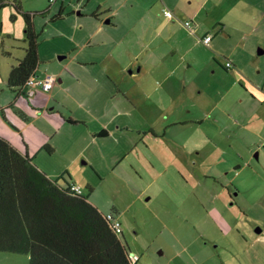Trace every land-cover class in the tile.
I'll return each mask as SVG.
<instances>
[{"label":"rangeland","instance_id":"374dc122","mask_svg":"<svg viewBox=\"0 0 264 264\" xmlns=\"http://www.w3.org/2000/svg\"><path fill=\"white\" fill-rule=\"evenodd\" d=\"M12 1L0 0L7 4L0 8V100L11 94L3 82L26 47L22 13L31 15L34 30L39 33L38 51L43 63L64 65L67 59L58 62L59 57L65 52L75 54L76 50L71 53L74 43L82 37L75 29L74 17L50 21L61 0L55 6H50L48 0H16L20 12L15 11ZM255 3L253 19L261 18L259 22H252L251 27L249 17L234 22L240 29L250 27L238 46L239 39L222 42L217 37L215 51L205 47L200 38L197 41V65L193 69L208 78L203 83L198 81L199 85L187 93L189 103L194 102L192 106L187 104L181 109L178 105L177 111H157L150 116L148 112L141 114L143 119L133 112L124 118L131 129L138 128L140 122L160 126L156 128L160 141H153L151 135L147 138L156 148L151 151L153 160L139 162L138 166L134 162V168L129 163L113 166L106 161L114 147L109 141L107 152L90 146L82 155L81 151L67 155L61 139L65 129L57 132L62 125H53L52 132L47 124L41 125V132L28 131L39 140V144L30 145L34 164L52 181L78 184L84 194L90 187V201L103 212L115 210L122 224L121 239L140 258L139 264H264V125L246 127L242 112L233 111L239 107L236 88L241 82L222 66L226 56L232 54L254 78L253 85L264 83V0ZM176 56L178 53H169L167 59L178 62ZM218 69L223 72L221 77ZM223 89L228 95L220 101ZM204 95H209L210 101ZM215 103L222 110H215L207 118L204 109ZM199 119H203L201 125L196 122ZM139 129L146 131L148 126ZM48 137L55 149L53 156L43 150ZM24 138L28 136L24 134ZM27 263L26 255L0 252V264Z\"/></svg>","mask_w":264,"mask_h":264},{"label":"crops","instance_id":"0c3cea01","mask_svg":"<svg viewBox=\"0 0 264 264\" xmlns=\"http://www.w3.org/2000/svg\"><path fill=\"white\" fill-rule=\"evenodd\" d=\"M72 1L61 0L51 17L61 14L57 21L64 20L66 16L74 17L75 29L82 33L81 41H75L71 51L76 50V53L70 55L65 52L67 56L59 57L62 61L67 59L64 65H54L43 63L38 51L40 62L36 72L54 74L56 82L53 87L47 92L30 89L17 91L7 87V80L3 82L11 94L0 100V117L8 125H3L0 120V137L30 157H34L30 145L39 144V140L28 131L35 129L41 132L44 124H47L51 132L53 125H62L58 134L65 129L61 139L67 155L79 151L82 155L90 146L99 152H107L110 142L114 147L113 153L105 156L107 164L116 166L129 163L134 168V162L138 166L139 162L153 160L155 157L151 151L156 148L147 138L151 135L153 141H160L156 132L160 126H154V122L146 125L138 120L139 127L131 129L124 118L133 112L139 113L143 119L142 115L148 112L151 113L147 116L168 109L177 111L178 105L184 109L191 103L187 97L190 89L195 84L199 85L198 81L203 83L208 78L193 69L197 65L194 50L199 38L203 43V39L209 36L211 41L208 45L203 44L215 51L217 37L222 42L230 38L237 42L239 39L236 43L238 46L249 33L251 23L261 19H253L252 10L257 9L255 0H75L71 4ZM57 2L50 6H55ZM49 10L48 7L46 12L49 13ZM164 10L170 11L172 17L167 18ZM242 17H249V28L235 26L234 22ZM184 21L190 22L191 30L184 27ZM169 53L173 56L178 53V62L169 61ZM227 62L231 64L230 69H225ZM222 66L231 71L238 83L241 82L239 88L234 87L239 107L233 111L242 112L246 127H262L264 83L253 85L254 78L244 71L232 54L226 56ZM219 71L221 75L218 77H221L223 72ZM227 95L228 91L223 89L218 100H224ZM209 97L203 96L206 100ZM168 102L174 104L171 106ZM190 108L186 110L187 114ZM221 108L216 103L208 106L204 109L205 116L210 118L209 115ZM224 113L230 115L227 111ZM196 122L201 125L203 119ZM180 124L176 123L175 126ZM142 125L148 126V129L141 131L139 128ZM24 134L28 139L24 138ZM18 138H21L24 147ZM86 140L88 144H84ZM185 144L188 145L186 140ZM44 146L43 150H47L48 156H53L55 149L50 145L49 137Z\"/></svg>","mask_w":264,"mask_h":264},{"label":"trees","instance_id":"16d2710c","mask_svg":"<svg viewBox=\"0 0 264 264\" xmlns=\"http://www.w3.org/2000/svg\"><path fill=\"white\" fill-rule=\"evenodd\" d=\"M5 5L0 2V8ZM12 6L20 12L18 1ZM22 17L24 55L7 76V87L17 91L29 90L26 81L40 62L39 33L30 14ZM60 18L58 14L50 21ZM73 185L52 181L32 157L0 137V252L26 255L27 264H139L140 258L121 239L123 231L117 234L112 227L109 216L121 224L117 212H103L90 201V187L86 194L81 188L75 193Z\"/></svg>","mask_w":264,"mask_h":264},{"label":"built area","instance_id":"2783aa9c","mask_svg":"<svg viewBox=\"0 0 264 264\" xmlns=\"http://www.w3.org/2000/svg\"><path fill=\"white\" fill-rule=\"evenodd\" d=\"M56 0H49V4H53ZM164 15L167 18H171L172 17V13L168 10H164ZM184 26L185 28L191 30V24L189 21H185L184 22ZM211 38L209 36L205 37L203 39V43L207 44L210 42ZM231 64L229 62L226 63V67H230ZM56 82V77L54 74L49 73V72H43V73H37L36 71H34L29 78L26 81V86L27 88H29L30 90H38V91H42V92H47L49 91L53 85ZM72 192L75 193H81L80 187L77 185H73L71 186L70 189ZM111 218V219H110ZM109 219L112 221V227L114 228L115 232L117 234H121L122 232V228H121V224L120 222L117 220V218L114 217H110Z\"/></svg>","mask_w":264,"mask_h":264},{"label":"water","instance_id":"95a60500","mask_svg":"<svg viewBox=\"0 0 264 264\" xmlns=\"http://www.w3.org/2000/svg\"><path fill=\"white\" fill-rule=\"evenodd\" d=\"M259 52L262 53L263 51L259 50ZM59 60H60V59H59ZM236 195H237V193L235 192V193H234V196H236ZM255 231L257 232V234L260 233V230H259L258 228H256Z\"/></svg>","mask_w":264,"mask_h":264},{"label":"flooded vegetation","instance_id":"af4514ba","mask_svg":"<svg viewBox=\"0 0 264 264\" xmlns=\"http://www.w3.org/2000/svg\"><path fill=\"white\" fill-rule=\"evenodd\" d=\"M235 192H236V191H234V193H235ZM236 193H237V192H236ZM233 195H234V194H233ZM233 195H232V194L230 195V196H231V198H233V197H234ZM236 196H237V195H236ZM236 196H235V197H236ZM231 198H230V199H231Z\"/></svg>","mask_w":264,"mask_h":264}]
</instances>
